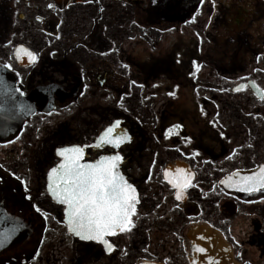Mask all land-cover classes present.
I'll return each instance as SVG.
<instances>
[{"label": "flooded vegetation", "instance_id": "obj_1", "mask_svg": "<svg viewBox=\"0 0 264 264\" xmlns=\"http://www.w3.org/2000/svg\"><path fill=\"white\" fill-rule=\"evenodd\" d=\"M262 97L264 0H0V216L16 239L0 264H264V193L226 182L264 166ZM117 120L130 140L97 147ZM75 145L87 162L119 153L137 190L111 252L70 233L48 192ZM188 173L177 200L169 180Z\"/></svg>", "mask_w": 264, "mask_h": 264}, {"label": "snow or ice", "instance_id": "obj_2", "mask_svg": "<svg viewBox=\"0 0 264 264\" xmlns=\"http://www.w3.org/2000/svg\"><path fill=\"white\" fill-rule=\"evenodd\" d=\"M86 2H91V0H86ZM204 2L205 0H200L201 5ZM210 3L214 9L216 0H210ZM48 7L55 10L56 5L48 4ZM210 21L211 17H209ZM21 53L27 56L29 62L34 63L38 59L36 53L23 46L17 48V58H20ZM4 67L12 68L10 64ZM242 87H247V85ZM240 90V87L235 89V91ZM119 126L120 121L117 120L105 129L98 137L96 146L111 145L119 148L126 140H130L127 134L113 135ZM169 131L171 132V129ZM84 150V146L79 145L57 150V155L63 159L47 174L48 192L57 203L64 206L63 213L70 233L82 240L98 241L106 246L108 252H111L114 245L107 237H114L121 233L128 234L136 226L133 217L138 218L137 205L140 202L138 193L120 172L123 158L119 153L101 156L94 162H87L84 160ZM177 171L183 172V170ZM233 175H238V173ZM168 177L169 174L165 172V179ZM192 177L193 174L188 173L182 180H169V183L178 189L175 193L177 200L185 198L186 189L194 186L191 182ZM226 182L246 193H264V166H259L258 171L238 181H233L232 177H229ZM37 211L40 209L37 208ZM196 251L205 253L206 249L197 247Z\"/></svg>", "mask_w": 264, "mask_h": 264}, {"label": "water", "instance_id": "obj_3", "mask_svg": "<svg viewBox=\"0 0 264 264\" xmlns=\"http://www.w3.org/2000/svg\"><path fill=\"white\" fill-rule=\"evenodd\" d=\"M232 189L239 190L238 187H232ZM5 236H7V239H5ZM16 239L13 236V230H12V225L10 222L4 220L0 216V252H2L5 249H8L13 246V244L16 243ZM227 259V264H231L234 262V257L232 252H229L228 255L226 256Z\"/></svg>", "mask_w": 264, "mask_h": 264}]
</instances>
